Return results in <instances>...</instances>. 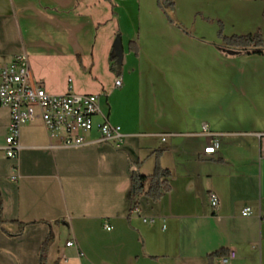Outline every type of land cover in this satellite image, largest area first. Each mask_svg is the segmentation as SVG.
<instances>
[{
	"label": "crops",
	"instance_id": "obj_1",
	"mask_svg": "<svg viewBox=\"0 0 264 264\" xmlns=\"http://www.w3.org/2000/svg\"><path fill=\"white\" fill-rule=\"evenodd\" d=\"M175 1L164 6L170 22L158 0H0V64L27 54L48 92L98 95L123 134L119 147L97 128L84 145L60 146L37 118L15 160L0 106V264H40L50 235L45 264H219L212 255L231 250L226 264H264V55L188 54L177 25L191 26L180 11L193 3ZM246 1L260 0L196 7L207 18ZM158 167L170 170L171 190L134 197L132 172Z\"/></svg>",
	"mask_w": 264,
	"mask_h": 264
},
{
	"label": "built area",
	"instance_id": "obj_2",
	"mask_svg": "<svg viewBox=\"0 0 264 264\" xmlns=\"http://www.w3.org/2000/svg\"><path fill=\"white\" fill-rule=\"evenodd\" d=\"M116 87L122 86V79H116ZM0 106L10 109L11 122L6 137L5 152L7 157L18 160L21 151V131L24 125L40 118L51 138L58 140L60 146H81L87 143V134L98 129L101 141L111 142L119 147L123 142V134L118 126L109 122L102 112L99 96L96 94L78 93L72 87L64 94H53L47 91L45 83L36 80L29 56L25 53L14 56L11 62L0 64ZM100 115L103 121L95 122ZM204 131L208 132L207 126ZM220 147L219 140L205 148L207 154L215 153ZM18 164L12 179L18 180ZM210 203L217 208L219 198L216 193L209 195ZM243 216L252 214L247 207ZM110 229V226H106ZM67 246H77L74 240ZM236 256L231 250L221 257L219 264H226Z\"/></svg>",
	"mask_w": 264,
	"mask_h": 264
},
{
	"label": "rangeland",
	"instance_id": "obj_3",
	"mask_svg": "<svg viewBox=\"0 0 264 264\" xmlns=\"http://www.w3.org/2000/svg\"><path fill=\"white\" fill-rule=\"evenodd\" d=\"M205 0H191L193 8L191 10L180 11V17L188 22L191 26L187 29H179L188 37L186 42V49L188 54L194 55L195 53L209 54L208 52L213 48L218 51L223 57L237 58L244 56V53L234 54L226 45L225 37L232 36H248L262 34L261 27L264 25V0L260 1H246L237 2L234 6L229 8H219L218 11H207V18H204L197 11V4L204 2ZM162 3L158 4L165 10V7L169 5L167 0H161ZM174 5L176 1L173 0ZM165 6V7H164ZM170 22H173V18L164 11ZM210 15V17H208ZM199 17V18H198ZM198 18V24L196 29H192V24ZM226 24V25H225ZM194 31V32H192ZM264 39V37H263ZM200 44V45H196ZM200 51V52H199Z\"/></svg>",
	"mask_w": 264,
	"mask_h": 264
},
{
	"label": "trees",
	"instance_id": "obj_4",
	"mask_svg": "<svg viewBox=\"0 0 264 264\" xmlns=\"http://www.w3.org/2000/svg\"><path fill=\"white\" fill-rule=\"evenodd\" d=\"M160 3L161 0H159ZM169 5H174L173 0H167ZM225 43L227 47L236 54H262L264 55V39L261 34L248 35V36H232L225 37ZM130 48L136 53H139V47L137 43H131ZM171 172L168 169L158 167L155 172L151 175H144L139 173L137 170L132 172V195L134 197L145 192L146 195L151 197L153 200L160 199L166 192L171 190L169 183V177ZM148 188L145 189V186ZM3 218V196L0 192V225L4 223ZM53 236L50 235L40 253V264H45L48 257L49 246L51 245ZM226 254L222 251L213 254L212 256H225Z\"/></svg>",
	"mask_w": 264,
	"mask_h": 264
}]
</instances>
